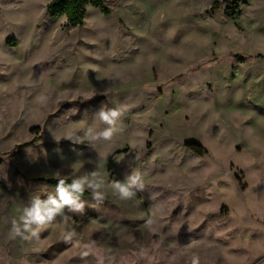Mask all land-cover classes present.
Segmentation results:
<instances>
[{"label": "rangeland", "instance_id": "374dc122", "mask_svg": "<svg viewBox=\"0 0 264 264\" xmlns=\"http://www.w3.org/2000/svg\"><path fill=\"white\" fill-rule=\"evenodd\" d=\"M48 1L0 0V264H264V0H104L77 28ZM81 178L104 199L10 238L41 180Z\"/></svg>", "mask_w": 264, "mask_h": 264}, {"label": "clouds", "instance_id": "9594fccd", "mask_svg": "<svg viewBox=\"0 0 264 264\" xmlns=\"http://www.w3.org/2000/svg\"><path fill=\"white\" fill-rule=\"evenodd\" d=\"M120 115L116 110H101L99 112V118L101 121L108 125H112L115 119ZM113 129L109 127L103 132L96 134V138L99 136L108 139L111 137ZM94 177L97 173L92 174ZM135 183V177H130L128 181L116 182L112 185L114 193L118 194L121 199H131L136 193L132 191V184ZM103 181L93 182L84 178L73 180L70 183H66L64 180H59L56 184L55 196H49L46 200L39 198L35 199L30 206L25 207L20 215L19 223L13 221V226L10 229L9 236L15 240L19 238L22 241H39L41 233L44 232L47 227L56 220L58 215H62L63 208L65 206H72L77 203L79 198L84 195L86 188H91L92 198L98 201L104 199L105 194L97 191L101 188ZM80 209L83 208V204L78 205ZM68 219V217H64ZM75 230H69L62 234L65 242H71L73 236H75ZM39 251V249H34ZM89 253L84 252L83 255L87 256Z\"/></svg>", "mask_w": 264, "mask_h": 264}, {"label": "trees", "instance_id": "16d2710c", "mask_svg": "<svg viewBox=\"0 0 264 264\" xmlns=\"http://www.w3.org/2000/svg\"><path fill=\"white\" fill-rule=\"evenodd\" d=\"M218 6L219 3L215 2L210 9H217ZM88 8L97 10L105 17L111 14V10L106 6L104 0H49L46 5V12L50 19L56 20L64 18L67 27L77 28L83 25ZM187 149L198 157L206 155V151L201 146L195 144L188 145ZM2 163L3 161L0 158V166ZM41 181L52 187H56L59 180L50 179ZM64 181L66 183L72 182L70 179H64ZM88 196H90V193L85 191L84 195L81 197Z\"/></svg>", "mask_w": 264, "mask_h": 264}]
</instances>
